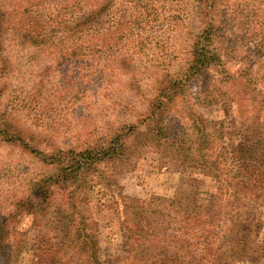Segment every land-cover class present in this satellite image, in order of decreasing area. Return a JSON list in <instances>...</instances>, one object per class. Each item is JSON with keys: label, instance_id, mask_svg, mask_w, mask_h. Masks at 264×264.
I'll return each mask as SVG.
<instances>
[{"label": "trees", "instance_id": "16d2710c", "mask_svg": "<svg viewBox=\"0 0 264 264\" xmlns=\"http://www.w3.org/2000/svg\"><path fill=\"white\" fill-rule=\"evenodd\" d=\"M46 1L57 9L47 20L43 16ZM110 1L0 0V80L14 73L12 59L5 53L10 43L21 51L33 49L27 51L30 58L34 52L42 53L81 70L86 52L77 42L68 41L74 34L94 47L90 65L103 57L109 71L135 70L140 60L130 49L120 53L118 40L132 38L133 42L135 34L142 35L133 27L140 31L144 11L160 0H135L128 14L121 11L116 18L118 4L112 7ZM197 3L204 26L193 40L186 66L176 76L167 73L161 78L146 111L135 123L112 129L99 140L100 145L43 151L27 144L21 136L24 129L14 132L19 135L6 134L10 122L0 116V137L7 143L17 142L47 170L32 180L28 194L15 198L11 210L0 215V264H16L26 250L33 251L34 264L48 256H60L69 264L259 263L255 257L264 249V92L251 79L249 69L236 75L224 69L211 17L216 0ZM142 4L144 11L137 7ZM84 6L88 10L83 11ZM75 11L81 14L76 16ZM248 24L246 20L239 26ZM141 35L136 46L144 47ZM258 37L262 39L249 49L262 58L264 35ZM96 71L101 72L98 67ZM206 79L211 86H202L199 94L189 92L195 81ZM230 79L235 84L230 82L227 91L218 86L219 81ZM6 81H0V96ZM191 93L197 100L205 99L204 104L230 100L236 105L234 115L222 122L205 119L190 103ZM137 146L154 148L177 171L198 169L214 180L217 192L208 205L199 204L194 184L199 179L187 174L183 181L189 189L181 185L171 198L120 197L122 244L117 254L107 256L99 246L97 229L89 224L86 193L91 182H107L108 166ZM25 219L30 222L24 224ZM32 239L33 250L28 248Z\"/></svg>", "mask_w": 264, "mask_h": 264}, {"label": "rangeland", "instance_id": "374dc122", "mask_svg": "<svg viewBox=\"0 0 264 264\" xmlns=\"http://www.w3.org/2000/svg\"><path fill=\"white\" fill-rule=\"evenodd\" d=\"M114 4H118L120 10L116 18L121 11L128 14L135 0H111L110 5ZM197 4V0H160L155 7L148 6L146 10L144 4L137 5L145 11L140 31L134 26L133 32H142V35L135 34L133 42H130L132 38H123L117 43L120 53L130 49L140 60L137 68L129 72L119 68L109 71L105 66L107 59L103 57L95 61L96 65H90L94 47L75 34L68 41L77 42L82 52H86L83 58L86 64L80 66L81 70L59 63L60 58L53 61L36 52L30 58L27 51L33 49L21 51L17 44L6 45L5 53L14 66V73L0 80L8 83L7 87L2 85L5 89L0 96V116L11 125L8 132L4 129L6 134L19 135L14 132L24 129L21 136L27 144L50 151L58 147L97 146L112 129L122 123H135L138 115L146 111L147 100L155 95L159 80L167 73L178 75L186 66L193 40L204 26L203 18L197 13ZM88 7L84 6L83 11ZM43 8L46 20L57 11L48 1ZM75 14L81 13L75 11ZM211 17L218 34L215 47L224 69L231 75L249 69L251 79L264 92V57H258L249 49L262 39L258 34L264 35V0H216ZM246 20L250 24L240 27L239 23ZM139 35L144 47L136 46V40H141ZM97 67L101 72L97 73ZM230 82L231 79L219 81L218 86L227 91ZM209 84L211 86L212 81L208 79L195 81L189 92L199 94V89ZM194 96L191 93L190 103L195 104L196 112L207 120L222 122L228 118L226 121H229L234 115L236 105L228 99L218 104H204L205 99L197 100ZM137 147L128 151L121 161L108 166L111 174L107 182H91V189L86 193L92 219L89 224L97 229L99 246L107 256L117 254L122 244L120 197L171 198L181 185L185 191L189 189V183L183 181L187 174L199 179L194 183L199 204L208 205L217 192L214 180L199 173L198 169L188 167L183 172L177 171L176 167L161 160L154 148ZM46 172V168L17 142L7 143L0 137V215L8 213L14 199L28 194L32 180ZM223 200L227 202L226 198ZM25 220L24 224L30 222ZM262 225L261 230H264V223ZM32 242L34 239L28 248L33 250ZM32 253L26 250L16 264H34ZM255 258L259 263L254 260V264H263L264 249L257 252ZM39 264L69 263L60 256L57 259L48 256L42 257Z\"/></svg>", "mask_w": 264, "mask_h": 264}]
</instances>
